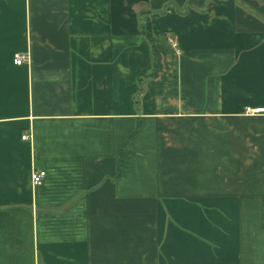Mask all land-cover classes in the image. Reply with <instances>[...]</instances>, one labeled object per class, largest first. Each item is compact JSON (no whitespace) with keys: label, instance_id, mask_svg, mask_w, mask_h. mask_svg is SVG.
Listing matches in <instances>:
<instances>
[{"label":"crops","instance_id":"crops-1","mask_svg":"<svg viewBox=\"0 0 264 264\" xmlns=\"http://www.w3.org/2000/svg\"><path fill=\"white\" fill-rule=\"evenodd\" d=\"M244 107L264 0H0V264H264Z\"/></svg>","mask_w":264,"mask_h":264},{"label":"built area","instance_id":"built-area-1","mask_svg":"<svg viewBox=\"0 0 264 264\" xmlns=\"http://www.w3.org/2000/svg\"><path fill=\"white\" fill-rule=\"evenodd\" d=\"M167 44L172 48L176 53H179L178 50V45L177 41L173 37H166ZM28 61V57L26 54L23 53H15L13 55V63L15 65H22L25 62ZM242 113L248 116H254L258 114H264V108H256V109H251L250 107H244L242 110ZM21 140L25 141L28 140V136L24 134L21 136ZM45 173L44 172H34L32 174V184L33 185H39L41 183L42 178L44 177Z\"/></svg>","mask_w":264,"mask_h":264},{"label":"trees","instance_id":"trees-1","mask_svg":"<svg viewBox=\"0 0 264 264\" xmlns=\"http://www.w3.org/2000/svg\"><path fill=\"white\" fill-rule=\"evenodd\" d=\"M141 28H142V31H143L145 37L149 40L151 38L149 21L145 20V23L141 26ZM154 67H155V65L153 63V70H154ZM141 90H142V87H141ZM127 144H128V142H127Z\"/></svg>","mask_w":264,"mask_h":264}]
</instances>
